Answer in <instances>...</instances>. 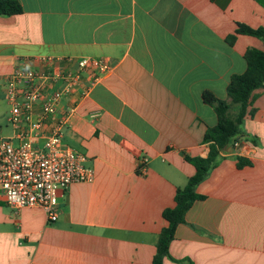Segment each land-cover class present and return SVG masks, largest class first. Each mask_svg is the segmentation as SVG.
Returning <instances> with one entry per match:
<instances>
[{
	"label": "crops",
	"instance_id": "crops-1",
	"mask_svg": "<svg viewBox=\"0 0 264 264\" xmlns=\"http://www.w3.org/2000/svg\"><path fill=\"white\" fill-rule=\"evenodd\" d=\"M0 15V138H15L2 84L40 59L98 58L110 63L91 93L66 99L72 111L63 143L86 157L91 181L59 193L58 219L16 211L0 195V264H154L166 209L196 174L187 157L207 158L204 102L211 92L230 105L233 75L247 70L248 49L262 40L238 24L264 28L257 0H18ZM64 64V65H63ZM60 112V114H61ZM27 127L24 123L23 128ZM249 164L243 165V162ZM241 164V166H239ZM162 264H264V88L252 94L240 135L220 150L195 187Z\"/></svg>",
	"mask_w": 264,
	"mask_h": 264
},
{
	"label": "built area",
	"instance_id": "built-area-1",
	"mask_svg": "<svg viewBox=\"0 0 264 264\" xmlns=\"http://www.w3.org/2000/svg\"><path fill=\"white\" fill-rule=\"evenodd\" d=\"M59 62L42 58L43 69H18L1 86L17 133L0 138V195L16 211L42 209L49 222L58 219L59 193L93 178L85 155L63 143L72 111L61 112L62 103L88 96L112 69L98 58L71 60L69 67Z\"/></svg>",
	"mask_w": 264,
	"mask_h": 264
},
{
	"label": "trees",
	"instance_id": "trees-1",
	"mask_svg": "<svg viewBox=\"0 0 264 264\" xmlns=\"http://www.w3.org/2000/svg\"><path fill=\"white\" fill-rule=\"evenodd\" d=\"M264 5V0H257ZM22 12V6L18 0H0V15H14ZM238 35L256 37L264 43V28H251L247 25L238 24L233 35L228 36L227 41L233 45ZM247 70L240 75H233L228 87V95L232 103L238 105L239 113L236 118L228 116L230 105L218 100L211 92L203 94L204 102L213 106L218 115V123L209 128L204 136V142H210V152L207 158L187 157V160L196 168V174L189 180L187 186L178 189L175 196L176 206L163 212L168 226L160 234L157 244V253L154 264H162V258L168 253V248L177 227L184 222L187 211L192 204L202 197L195 192V187L207 175L209 170L215 166L220 150L227 147L240 135V125L247 116L248 107L252 94L259 88H264V49L251 48L245 53ZM243 162V165L249 164ZM241 166V164L239 165Z\"/></svg>",
	"mask_w": 264,
	"mask_h": 264
},
{
	"label": "rangeland",
	"instance_id": "rangeland-1",
	"mask_svg": "<svg viewBox=\"0 0 264 264\" xmlns=\"http://www.w3.org/2000/svg\"><path fill=\"white\" fill-rule=\"evenodd\" d=\"M15 144H17V142H15ZM42 146H43V142L40 143L39 147L42 148Z\"/></svg>",
	"mask_w": 264,
	"mask_h": 264
}]
</instances>
